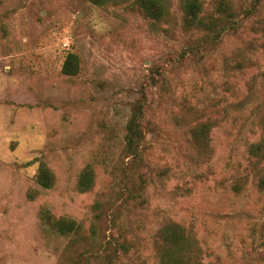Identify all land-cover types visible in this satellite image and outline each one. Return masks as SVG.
<instances>
[{
    "label": "rangeland",
    "instance_id": "374dc122",
    "mask_svg": "<svg viewBox=\"0 0 264 264\" xmlns=\"http://www.w3.org/2000/svg\"><path fill=\"white\" fill-rule=\"evenodd\" d=\"M214 14L217 0H203ZM242 18L217 42L135 0H0V264H156V236L182 224L199 264H264V0H227ZM249 14H245L246 10ZM68 53L74 76L61 72ZM144 103L143 162L126 125ZM209 125L204 141L193 130ZM44 163L51 189L35 176ZM86 165L94 185L77 190ZM35 192L33 199L28 193ZM81 225L61 236L42 209Z\"/></svg>",
    "mask_w": 264,
    "mask_h": 264
},
{
    "label": "trees",
    "instance_id": "16d2710c",
    "mask_svg": "<svg viewBox=\"0 0 264 264\" xmlns=\"http://www.w3.org/2000/svg\"><path fill=\"white\" fill-rule=\"evenodd\" d=\"M116 0H89L90 3L103 6ZM187 28L197 29L205 33L206 40L217 42L225 33H233L241 25L242 18L234 11L227 0H217L214 14L204 13L203 0H179ZM138 8L148 17L155 21L163 20L168 12V0H135ZM251 12L249 9L245 14ZM79 70V58L74 53H68L61 68V72L67 76H74ZM131 115L126 125L125 150L129 158L128 164L137 167L143 162L141 144L144 138L142 119L144 115V103L137 101L133 104ZM209 132V125L202 124L193 130V136L197 141H204ZM262 137L249 147V153L264 159V122ZM94 170L91 165H86L80 173L77 181V190L89 191L94 185ZM36 183L42 189H51L55 182L53 172L41 163L35 176ZM35 192L28 193L30 199L34 198ZM42 223L53 232L61 236H69L81 231V225L75 220L65 216L56 217L48 209L40 212ZM156 264H199L200 248L195 236L182 224L169 221L158 231L156 236ZM115 255L107 256V264H115ZM86 253H80L74 264H89Z\"/></svg>",
    "mask_w": 264,
    "mask_h": 264
}]
</instances>
